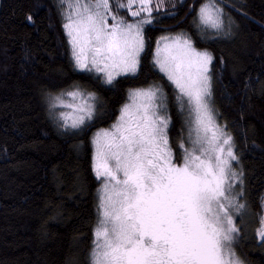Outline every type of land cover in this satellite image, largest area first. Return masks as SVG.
<instances>
[{"label":"snow or ice","instance_id":"6c2138e0","mask_svg":"<svg viewBox=\"0 0 264 264\" xmlns=\"http://www.w3.org/2000/svg\"><path fill=\"white\" fill-rule=\"evenodd\" d=\"M40 7L37 0L28 22ZM180 10L191 31L162 35L151 50L171 94L156 82L129 89L115 120L89 136L109 118L98 89L138 74L148 27ZM48 11L60 21L72 70L96 81L67 77L42 93L56 130L91 145L99 187L88 264H247L238 252L249 204L236 124L216 105L217 57L197 47L232 37L239 25L231 13L241 10L224 0H48ZM260 206L255 234L264 242V199Z\"/></svg>","mask_w":264,"mask_h":264},{"label":"trees","instance_id":"16d2710c","mask_svg":"<svg viewBox=\"0 0 264 264\" xmlns=\"http://www.w3.org/2000/svg\"><path fill=\"white\" fill-rule=\"evenodd\" d=\"M38 2L33 24L25 17L37 0H0V264H88L99 187L91 172V145L87 137L56 130L42 93L67 77L90 85L96 81L72 70L60 21L50 17L48 0ZM224 2L241 10L231 13L239 25L235 34L197 47L217 57L222 76L214 83L216 105L236 124L247 176L249 207L238 252L247 264H264V242L255 234L264 199V92L259 83L264 81V0ZM183 17L184 10L175 18L157 17L146 31L149 54L139 73L118 78L115 90L98 89L109 118L98 121L89 136L109 125L129 89L156 82L171 94L167 77L151 65V50L162 35L191 31V18ZM249 82L254 90L245 89Z\"/></svg>","mask_w":264,"mask_h":264},{"label":"rangeland","instance_id":"374dc122","mask_svg":"<svg viewBox=\"0 0 264 264\" xmlns=\"http://www.w3.org/2000/svg\"><path fill=\"white\" fill-rule=\"evenodd\" d=\"M125 2H126V0H125ZM121 15H125V14L121 13ZM134 89H135V88H134ZM128 102H130V101H129L128 96H127V100H126L123 104L128 103ZM123 104H122V105H123ZM118 114H119V113L117 112V114H116L114 117L112 116V119H110L111 121H110L109 125L115 120V118H116V116H117ZM109 125H108V126H109ZM108 126H102V127H99V128H107ZM94 131H95V130H94Z\"/></svg>","mask_w":264,"mask_h":264}]
</instances>
